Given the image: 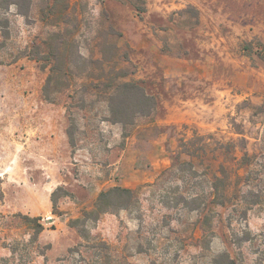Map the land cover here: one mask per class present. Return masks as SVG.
<instances>
[{
	"label": "rangeland",
	"instance_id": "obj_1",
	"mask_svg": "<svg viewBox=\"0 0 264 264\" xmlns=\"http://www.w3.org/2000/svg\"><path fill=\"white\" fill-rule=\"evenodd\" d=\"M230 262L264 264V0H0V264Z\"/></svg>",
	"mask_w": 264,
	"mask_h": 264
},
{
	"label": "trees",
	"instance_id": "obj_2",
	"mask_svg": "<svg viewBox=\"0 0 264 264\" xmlns=\"http://www.w3.org/2000/svg\"><path fill=\"white\" fill-rule=\"evenodd\" d=\"M14 4V3H13ZM108 78V84H104L107 94L110 113L115 123L123 125L133 124L136 116L149 117L157 109V100L153 94H150L144 82L135 80L119 82V77L126 75H117L112 77V73L105 74ZM193 155V154H190ZM175 163V164H174ZM179 163V159L175 158L173 165ZM111 193H120L131 195L132 191L122 188H114L109 193L101 194V200L108 197ZM230 264H233L230 262Z\"/></svg>",
	"mask_w": 264,
	"mask_h": 264
},
{
	"label": "crops",
	"instance_id": "obj_3",
	"mask_svg": "<svg viewBox=\"0 0 264 264\" xmlns=\"http://www.w3.org/2000/svg\"><path fill=\"white\" fill-rule=\"evenodd\" d=\"M130 152V148L127 147L124 151H123V155L121 157V159L119 160L118 164H121L120 167L123 166L124 169H126L127 172H129L132 176L139 174V171H137L134 166H130V164L128 166H125L126 163V158L128 157V154ZM110 182H112V180L107 181L101 188L106 187L107 185H111L109 184ZM123 186L126 187H135L133 182H127L126 184H124Z\"/></svg>",
	"mask_w": 264,
	"mask_h": 264
}]
</instances>
